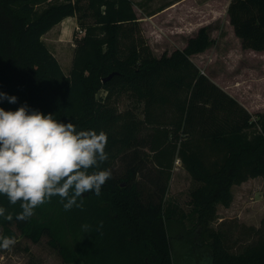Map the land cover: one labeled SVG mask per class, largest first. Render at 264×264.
Segmentation results:
<instances>
[{"label":"trees","instance_id":"trees-1","mask_svg":"<svg viewBox=\"0 0 264 264\" xmlns=\"http://www.w3.org/2000/svg\"><path fill=\"white\" fill-rule=\"evenodd\" d=\"M33 1L0 0V92L17 97L0 107L15 111L26 103L78 131H103L108 159L89 171L109 169L112 176L99 196L77 198L81 207L65 211L56 196L27 221L15 219L19 202L0 195L13 215L10 222L0 217V235L33 243L48 236L73 264H180L178 243L189 246L182 264H264V217L259 227L223 220L212 228L219 205L231 204L234 184L264 179V115L254 116L192 60L211 43L207 27L183 49L157 57L133 0H66L33 20L14 7ZM227 11L242 46L264 50V0H230ZM68 16L84 34L75 36L66 74L41 37ZM124 94L133 108L120 111L115 102ZM176 158L200 183L189 211L166 205ZM147 159L156 170L150 177ZM117 160L125 166L120 173Z\"/></svg>","mask_w":264,"mask_h":264},{"label":"rangeland","instance_id":"rangeland-1","mask_svg":"<svg viewBox=\"0 0 264 264\" xmlns=\"http://www.w3.org/2000/svg\"><path fill=\"white\" fill-rule=\"evenodd\" d=\"M175 1L177 0H133L143 33L154 55L161 57L164 53L170 54L176 49H183L188 39L194 36L200 27L206 26L211 43L204 51L192 57L194 62L202 73L210 76L217 84L227 88L241 100L254 116L257 113L264 115V50L242 46L227 15L230 0H184L174 7H166L152 17L147 16L149 12L157 11ZM64 2L66 0H35L28 8L24 4L14 7L19 11L24 9L33 20L48 7ZM66 18L53 25L41 39L56 56L63 71L69 74L72 68L75 36H80L82 30L77 22L69 23L70 18L65 21ZM103 94L104 90L99 93ZM115 104L120 111L133 108V101L126 94L121 95ZM124 167V163L117 160L113 169L120 173ZM145 173L147 177L156 174L155 167L149 159ZM198 185L200 183L191 178L180 158H176L165 197L166 205L171 204L172 206H169L178 208L179 211H189L192 191ZM231 192L233 196L231 204L219 205V217L212 222V228L220 227L222 220L226 222V226L232 223V220H237L258 227L264 216V179L258 177L234 184ZM89 193L87 192V195ZM170 229L173 234H178L177 223H170ZM178 244L175 257L177 262L182 264L181 259H186L183 255L188 253L189 246L187 247L186 243ZM195 263L202 264L200 260ZM0 264L73 263H65L62 260L58 251L48 244V236H43L40 242L33 243L19 234L10 250L0 249Z\"/></svg>","mask_w":264,"mask_h":264},{"label":"clouds","instance_id":"clouds-1","mask_svg":"<svg viewBox=\"0 0 264 264\" xmlns=\"http://www.w3.org/2000/svg\"><path fill=\"white\" fill-rule=\"evenodd\" d=\"M16 103L17 97L0 92V101ZM107 135L103 131L80 130L25 103L15 111L0 107V195L10 205L20 203L17 221H27L34 210L58 196L65 211L81 207L77 198L91 192L99 196L111 179L109 169H98L108 159ZM66 201V202H65ZM0 217L13 215L0 206ZM102 226V225H101ZM87 230V225L83 226ZM13 237L0 235V249L10 250Z\"/></svg>","mask_w":264,"mask_h":264},{"label":"crops","instance_id":"crops-1","mask_svg":"<svg viewBox=\"0 0 264 264\" xmlns=\"http://www.w3.org/2000/svg\"><path fill=\"white\" fill-rule=\"evenodd\" d=\"M182 1H184V0H178V1H175L173 4H171L170 6H168V7H174V6H176L178 3H180V2H182ZM228 5H229V3H228ZM227 9H228V6H227ZM158 13V12H157ZM154 15H156V13L155 14H153V15H147L148 17H152V16H154ZM227 15H228V11H227ZM228 17H229V15H228ZM68 19L70 18V21H69V23H71L72 21L74 22V23H76L77 22V19H76V17H74V16H68L67 17ZM67 18L65 19V21L67 20ZM230 21V20H229ZM233 27V26H232ZM233 30H234V28H233ZM237 36V35H236ZM238 37V36H237ZM239 38V37H238ZM240 39V38H239ZM240 42H241V39H240ZM251 49V48H250ZM254 50V49H253ZM171 54V53H170ZM170 54H168V55H170ZM198 54V53H197ZM194 55H196V54H194ZM194 55H192L191 56V58L194 56ZM192 60H193V58H192ZM194 61V60H193ZM198 66V65H197ZM211 78V77H210ZM214 81V80H213ZM215 82V81H214ZM219 85V84H218ZM220 86V85H219ZM225 91H227L231 96H233L234 98H236V96L233 94V93H231L227 88H225V87H223V86H221ZM245 108H246V105L245 104H243V102L241 101V100H239L238 98H236ZM247 109V108H246ZM248 110V109H247ZM249 111V110H248ZM250 112V111H249ZM186 170V169H185ZM187 171V170H186ZM258 178V177H257ZM251 179H255V178H251ZM249 180V179H248ZM244 182H246V181H244ZM264 217V216H263ZM262 217V218H263ZM223 221V220H222ZM260 226V225H259ZM258 226V227H259Z\"/></svg>","mask_w":264,"mask_h":264},{"label":"water","instance_id":"water-1","mask_svg":"<svg viewBox=\"0 0 264 264\" xmlns=\"http://www.w3.org/2000/svg\"><path fill=\"white\" fill-rule=\"evenodd\" d=\"M112 76H113V74H110L107 78L104 79V81L107 79H110Z\"/></svg>","mask_w":264,"mask_h":264},{"label":"built area","instance_id":"built-area-1","mask_svg":"<svg viewBox=\"0 0 264 264\" xmlns=\"http://www.w3.org/2000/svg\"><path fill=\"white\" fill-rule=\"evenodd\" d=\"M81 33L84 34V31L82 30Z\"/></svg>","mask_w":264,"mask_h":264}]
</instances>
